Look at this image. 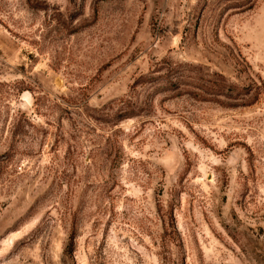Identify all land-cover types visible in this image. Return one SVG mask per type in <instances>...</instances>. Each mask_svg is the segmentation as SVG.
I'll use <instances>...</instances> for the list:
<instances>
[{
    "label": "rangeland",
    "instance_id": "1",
    "mask_svg": "<svg viewBox=\"0 0 264 264\" xmlns=\"http://www.w3.org/2000/svg\"><path fill=\"white\" fill-rule=\"evenodd\" d=\"M0 264H264V0H0Z\"/></svg>",
    "mask_w": 264,
    "mask_h": 264
},
{
    "label": "trees",
    "instance_id": "2",
    "mask_svg": "<svg viewBox=\"0 0 264 264\" xmlns=\"http://www.w3.org/2000/svg\"><path fill=\"white\" fill-rule=\"evenodd\" d=\"M164 221V220H163ZM172 220L169 218V223L171 224ZM164 223V222H163ZM173 228V227H171ZM74 234H71L68 238L67 245L63 251V257L71 256L73 252V246H74Z\"/></svg>",
    "mask_w": 264,
    "mask_h": 264
}]
</instances>
